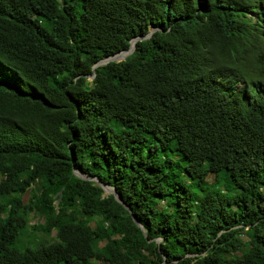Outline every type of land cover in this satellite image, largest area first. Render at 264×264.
Wrapping results in <instances>:
<instances>
[{"label":"trees","instance_id":"trees-1","mask_svg":"<svg viewBox=\"0 0 264 264\" xmlns=\"http://www.w3.org/2000/svg\"><path fill=\"white\" fill-rule=\"evenodd\" d=\"M0 264H264V0H0Z\"/></svg>","mask_w":264,"mask_h":264},{"label":"water","instance_id":"water-1","mask_svg":"<svg viewBox=\"0 0 264 264\" xmlns=\"http://www.w3.org/2000/svg\"><path fill=\"white\" fill-rule=\"evenodd\" d=\"M151 31H152V30H150V31L148 32V34H146L145 37H148V36L150 35ZM138 39H141V38H137V37H136V38L131 39V40L129 41L128 49L123 50V51H119V52H117V53H115V54H112V55H110V56L104 57V58L100 59L99 61H97L95 64H93V66H92V68H91L92 71H93L94 68H96V67H98V66L105 65V64H107V63H109V62H120V61L124 60V58H125L127 55H129V54L133 51V49H134V43H135V41L138 40ZM119 55H122V56L119 58V57H118ZM89 78H90V79L93 78V74H91ZM73 174H74L75 176H77L78 178L82 179V180H88V181H95V182H98L97 179H95V178H93V177L85 176V175H83V174H81V173H79V172H75V171H73ZM98 185L101 187V189L103 190V192H108L107 194H112L113 197H114V199H115L118 203H120V204L123 205V203H122L121 200H120V197L115 193V191H114L113 189H111L110 187H108V186H106V185L100 184V183H98ZM123 206H124V205H123ZM125 208H126V207H125ZM127 210H128V209H127ZM128 211H129V210H128ZM131 219H132L133 223H135V224L141 229V226H140L139 224L136 223L135 219H134L133 217H131Z\"/></svg>","mask_w":264,"mask_h":264},{"label":"rangeland","instance_id":"rangeland-1","mask_svg":"<svg viewBox=\"0 0 264 264\" xmlns=\"http://www.w3.org/2000/svg\"><path fill=\"white\" fill-rule=\"evenodd\" d=\"M31 189L37 193L38 192V186L36 184H34ZM108 192H104V194L106 195ZM27 198V195L23 197V200H25ZM29 217V224H36V223H40L41 222V219H38V218H35V217H31V214L28 215ZM53 237V233H49L48 235H44L42 233H39V232H36L35 233V238L36 239H43L45 241H48L49 238H52Z\"/></svg>","mask_w":264,"mask_h":264},{"label":"bare ground","instance_id":"bare-ground-1","mask_svg":"<svg viewBox=\"0 0 264 264\" xmlns=\"http://www.w3.org/2000/svg\"><path fill=\"white\" fill-rule=\"evenodd\" d=\"M122 55H119L118 57L120 58Z\"/></svg>","mask_w":264,"mask_h":264}]
</instances>
